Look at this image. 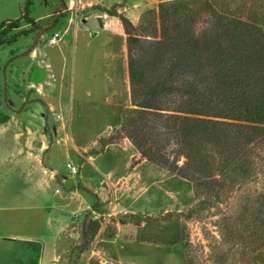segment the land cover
Instances as JSON below:
<instances>
[{
	"label": "rangeland",
	"instance_id": "rangeland-1",
	"mask_svg": "<svg viewBox=\"0 0 264 264\" xmlns=\"http://www.w3.org/2000/svg\"><path fill=\"white\" fill-rule=\"evenodd\" d=\"M161 1L0 0V24L19 22L0 35V264H264V150L255 178L200 208L191 184L142 157L122 128L127 36L110 16L106 42L95 7L136 25ZM255 5L264 18V0ZM43 78L53 85L42 94ZM250 201L260 209L243 223Z\"/></svg>",
	"mask_w": 264,
	"mask_h": 264
},
{
	"label": "trees",
	"instance_id": "trees-1",
	"mask_svg": "<svg viewBox=\"0 0 264 264\" xmlns=\"http://www.w3.org/2000/svg\"><path fill=\"white\" fill-rule=\"evenodd\" d=\"M255 1L165 0L136 25L115 7H95L127 36L131 107L122 128L142 157L191 184L200 208L255 178L264 150V18ZM18 26L0 24V35ZM249 205L241 222L252 205L260 209Z\"/></svg>",
	"mask_w": 264,
	"mask_h": 264
},
{
	"label": "crops",
	"instance_id": "crops-1",
	"mask_svg": "<svg viewBox=\"0 0 264 264\" xmlns=\"http://www.w3.org/2000/svg\"><path fill=\"white\" fill-rule=\"evenodd\" d=\"M81 1V0H79ZM91 15H87V16H83L80 18L81 21H83V23H87L89 20H92V18L90 17ZM94 20L95 22L103 29L104 31V36L106 37V42H107V38L111 37L113 33V31L110 29V26L113 25V27H116L117 28V25L115 24L116 21H114L113 18H111L110 16H108L106 13H98V14H95L94 16ZM129 18V17H128ZM68 19V18H67ZM132 20V19H130ZM133 24H135L134 21H131ZM117 23V22H116ZM56 31V30H55ZM101 46L103 47V49L107 52L106 50V46L101 43ZM32 55H35V50L33 49L32 52H31ZM106 55V54H105ZM110 52H108V59H110L111 61L109 62L108 66H107V69L108 71H110V69L113 71L114 68L116 67V64H115V60L117 59H112V57L110 58ZM42 60H40L41 62ZM38 66V65H37ZM46 66L50 67L49 66V63H46ZM39 67V66H38ZM110 80V79H109ZM38 90L43 94L44 92H46L47 90H49V87L51 85H53L51 82L47 81L46 78H43L41 80L38 81ZM86 95L87 96H90L91 95V90H87L86 91Z\"/></svg>",
	"mask_w": 264,
	"mask_h": 264
},
{
	"label": "built area",
	"instance_id": "built-area-1",
	"mask_svg": "<svg viewBox=\"0 0 264 264\" xmlns=\"http://www.w3.org/2000/svg\"><path fill=\"white\" fill-rule=\"evenodd\" d=\"M60 36L61 35H60L58 30L54 31L53 34L49 38V43L50 44L57 43V41L59 40ZM66 168L70 171L71 174H77L78 173V168L75 165H73V164H71L69 162L66 163Z\"/></svg>",
	"mask_w": 264,
	"mask_h": 264
},
{
	"label": "flooded vegetation",
	"instance_id": "flooded-vegetation-1",
	"mask_svg": "<svg viewBox=\"0 0 264 264\" xmlns=\"http://www.w3.org/2000/svg\"><path fill=\"white\" fill-rule=\"evenodd\" d=\"M42 29H44V30H43V33H44V32H45V27H43Z\"/></svg>",
	"mask_w": 264,
	"mask_h": 264
}]
</instances>
